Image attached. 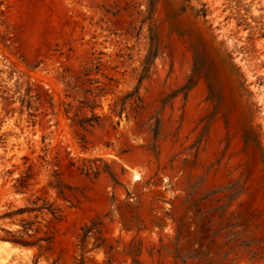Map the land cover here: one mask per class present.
<instances>
[{
	"label": "rangeland",
	"instance_id": "rangeland-1",
	"mask_svg": "<svg viewBox=\"0 0 264 264\" xmlns=\"http://www.w3.org/2000/svg\"><path fill=\"white\" fill-rule=\"evenodd\" d=\"M0 264H264V0H0Z\"/></svg>",
	"mask_w": 264,
	"mask_h": 264
},
{
	"label": "trees",
	"instance_id": "trees-1",
	"mask_svg": "<svg viewBox=\"0 0 264 264\" xmlns=\"http://www.w3.org/2000/svg\"><path fill=\"white\" fill-rule=\"evenodd\" d=\"M87 123H89V121L84 120V121L80 122V126H81V127H85V124H87ZM18 182L20 183L19 188H20V189H24V188H25L24 185H25V182H26V177L20 179ZM59 193H60V194H64V192H63L62 190H60ZM40 210H42V208H41ZM49 211L51 212V214H53V216H54L55 218H59V217L61 216V215H60V214H61V211L58 210V209L51 208ZM10 242L13 243V244H15V245H19V246H23V247H28V246H30V244H28V243H26V242H21V241H17V240H10Z\"/></svg>",
	"mask_w": 264,
	"mask_h": 264
}]
</instances>
